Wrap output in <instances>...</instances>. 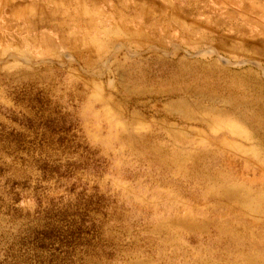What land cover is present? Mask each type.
I'll use <instances>...</instances> for the list:
<instances>
[{
	"label": "rangeland",
	"instance_id": "rangeland-1",
	"mask_svg": "<svg viewBox=\"0 0 264 264\" xmlns=\"http://www.w3.org/2000/svg\"><path fill=\"white\" fill-rule=\"evenodd\" d=\"M34 1L0 0V264H264V41L178 24L224 0L107 3L153 15L131 44Z\"/></svg>",
	"mask_w": 264,
	"mask_h": 264
},
{
	"label": "crops",
	"instance_id": "crops-1",
	"mask_svg": "<svg viewBox=\"0 0 264 264\" xmlns=\"http://www.w3.org/2000/svg\"><path fill=\"white\" fill-rule=\"evenodd\" d=\"M56 1V0H55ZM89 9L91 12L83 14V13H75L67 12L69 8L64 7H53L50 6L51 10L54 9L55 13L58 14V22L55 21L54 24L57 26H61L64 28H68L66 32H71L72 26H75L80 30L79 32L87 33L90 28L94 30L95 34L103 35L105 39L103 41H111V42H124L126 44L135 43L139 41H147L150 40L152 35V25L151 20L153 15L149 14V12L144 13L143 16H140V19H137L132 13L125 12H117L116 15L111 16L107 11L109 8H105L107 3L112 4L115 8L118 5L115 4V0H88ZM216 0H214L215 3ZM264 0H224V4L221 9H223L227 14L226 17L230 19H234L239 17L242 21L236 24V29L233 31L230 28H226L223 31L221 30V25L217 23L218 21L214 20L217 17H213L212 12L217 10V7L208 2L205 4V8L209 10L208 12H204V8L200 4H194L192 9L193 13V21L191 23L188 22H179L178 24H182L181 26L188 25L189 34L200 36L201 31L203 30L205 33L208 31L213 32L218 35L220 40H229L230 41H241L242 43L250 42V41H264ZM2 2V1H1ZM53 0H46L43 3H48L51 5ZM33 3L41 6V1L36 0ZM221 3V2H219ZM142 6V5H141ZM25 8L22 6H18L17 8ZM140 7V6H139ZM136 4L134 10H138L139 8ZM16 8V9H17ZM74 9V8H73ZM77 11L78 8L76 7ZM143 10V7L139 8ZM146 10V8H144ZM197 10L199 13L197 14ZM93 12V13H92ZM54 15V14H53ZM73 17V18H72ZM106 19L104 20V18ZM141 17H143L141 19ZM201 19H204L201 21ZM139 20V21H138ZM51 21V20H50ZM54 26V27H57ZM225 26L232 27V24H226ZM185 29L184 27H182ZM198 28V31L196 30ZM219 28V30H218ZM221 32V33H220ZM233 34L236 37H233ZM240 36V38H238ZM263 36V37H260ZM244 45H242V48Z\"/></svg>",
	"mask_w": 264,
	"mask_h": 264
}]
</instances>
